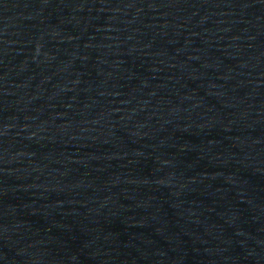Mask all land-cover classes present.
I'll use <instances>...</instances> for the list:
<instances>
[{"label": "water", "instance_id": "water-1", "mask_svg": "<svg viewBox=\"0 0 264 264\" xmlns=\"http://www.w3.org/2000/svg\"><path fill=\"white\" fill-rule=\"evenodd\" d=\"M0 264H264V0H0Z\"/></svg>", "mask_w": 264, "mask_h": 264}]
</instances>
